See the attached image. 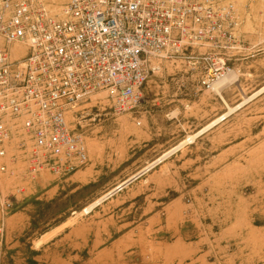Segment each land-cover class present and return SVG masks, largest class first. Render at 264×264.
Here are the masks:
<instances>
[{"label":"rangeland","instance_id":"1","mask_svg":"<svg viewBox=\"0 0 264 264\" xmlns=\"http://www.w3.org/2000/svg\"><path fill=\"white\" fill-rule=\"evenodd\" d=\"M229 1L247 49L233 62L243 75L221 91L234 106L264 86V1ZM192 85L164 64L136 112L114 114L104 93L76 108L68 122L83 134L89 162L66 178L21 183L0 264H264V93L87 216L73 214L225 112L218 95ZM66 220L61 239L33 250Z\"/></svg>","mask_w":264,"mask_h":264},{"label":"built area","instance_id":"2","mask_svg":"<svg viewBox=\"0 0 264 264\" xmlns=\"http://www.w3.org/2000/svg\"><path fill=\"white\" fill-rule=\"evenodd\" d=\"M236 27L229 0H0V243L21 183L88 164L69 113L99 93L136 112L164 64L213 92L247 50Z\"/></svg>","mask_w":264,"mask_h":264},{"label":"bare ground","instance_id":"3","mask_svg":"<svg viewBox=\"0 0 264 264\" xmlns=\"http://www.w3.org/2000/svg\"><path fill=\"white\" fill-rule=\"evenodd\" d=\"M52 1H57V2H62L65 0H52ZM264 0H259L258 4ZM232 2V1H231ZM236 2L238 4H243L244 0H236ZM258 6V5H257ZM256 8V7H255ZM254 6H253V11L255 10ZM247 22V21H246ZM248 24V23H246ZM262 40V39H260ZM258 40V41H260ZM255 45V44H254ZM170 65V64H168ZM171 66V65H170ZM166 67V66H165ZM171 67H169L170 69ZM167 69V67L165 68ZM243 75L242 72H240V70L236 69L235 71H233L230 75H228L227 77H225L223 80H220L219 82H217L216 84H214L213 86V93H215L216 95H218L219 99L221 100L222 104L225 107V112L222 115H219L217 118H215L214 120L208 122L206 125H204L201 129H198V131H196L193 134H186V136H184V138L179 141L174 147H172V149H170L167 152H164L159 158H157L155 161H153L152 163H148V165L146 167H144L141 171H139L137 174H135L134 176L128 178L127 180L120 182L119 184H117L112 190L108 191L107 193H105L104 195H102L100 198L95 199V201H93L91 204L87 205L86 207H84L79 213H73L75 214V216L77 217V215H88L90 214L93 209L99 205H102L103 202H105L106 200H109V198H111L114 194H116L117 192L123 190L130 182L135 181V179H137L138 177H140L141 175H143L144 173L146 174V172H148L151 168H153L154 166L161 164L165 161V159H167L169 156H171L172 154L182 150L186 145H191L195 142L196 139H198L199 137L203 136L205 133H207L208 131H210L211 129H213L214 127H216L218 124H221L223 121H225L227 118L229 119V117L236 113L238 110L242 109L245 105H247L249 102H251V100H253L254 98L262 95L264 93V86H262L260 89L256 90L254 93L252 92V95L249 97H245L241 102L237 103L234 106H230V104H228L224 98L221 96V91L224 85V83H229L232 81H237L239 79V77ZM105 94L101 95V99H106V96H104ZM97 97V96H94ZM91 99V98H90ZM95 101V99H93ZM92 101V100H91ZM107 101V100H106ZM102 102V101H101ZM104 103V102H103ZM232 105V104H231ZM188 108V107H187ZM174 110V109H173ZM178 111V110H177ZM75 111H72L71 113H69L68 119L69 117L74 114ZM177 115V112L174 111L171 113L172 118H174ZM122 116V115H121ZM128 116V115H127ZM126 119V118H125ZM122 121V120H121ZM227 121V120H226ZM127 122V121H124ZM122 122V123H124ZM130 123V122H129ZM128 123V124H129ZM125 124V123H124ZM121 125V122L120 124ZM129 126V125H128ZM122 127V126H121ZM125 127V125H124ZM122 130V129H121ZM119 133H121L119 131ZM220 138V137H219ZM91 141V140H90ZM89 141V142H90ZM94 142V141H92ZM96 142V141H95ZM96 144V143H95ZM94 145V144H92ZM90 146V145H89ZM98 146V145H96ZM93 148V146H90ZM187 147V146H186ZM96 149V148H95ZM159 166V165H158ZM126 189V188H125ZM118 195V193H117ZM116 197V196H115ZM74 212V211H73ZM78 212V211H77ZM72 215V214H71ZM74 216V217H75ZM72 219V217H71ZM74 220V219H72ZM67 222V221H66ZM65 224V223H64ZM47 238V237H46ZM40 241H37V244H39Z\"/></svg>","mask_w":264,"mask_h":264},{"label":"crops","instance_id":"4","mask_svg":"<svg viewBox=\"0 0 264 264\" xmlns=\"http://www.w3.org/2000/svg\"><path fill=\"white\" fill-rule=\"evenodd\" d=\"M67 221V223H66ZM63 221L62 223H60L59 225L45 231L44 233H42L37 240H40V245L39 247L33 248V250H40V249H44V247L52 244L54 241H57L59 239L62 238V235L65 233V231L69 228L68 226V220ZM66 223V224H64ZM253 227L255 228L256 226L253 225ZM47 237V238H46ZM36 240V241H37ZM62 241V240H61ZM59 241V242H61ZM36 243V242H35ZM50 249V248H47ZM219 258H222V256H219ZM35 260V259H34ZM34 262L37 263V261L35 260ZM25 264V263H23Z\"/></svg>","mask_w":264,"mask_h":264},{"label":"trees","instance_id":"5","mask_svg":"<svg viewBox=\"0 0 264 264\" xmlns=\"http://www.w3.org/2000/svg\"><path fill=\"white\" fill-rule=\"evenodd\" d=\"M30 264H34V263H30Z\"/></svg>","mask_w":264,"mask_h":264}]
</instances>
